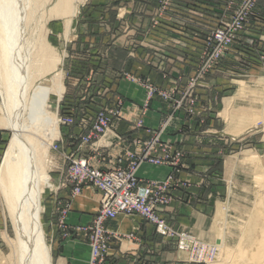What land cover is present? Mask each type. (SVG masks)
<instances>
[{"label": "rangeland", "instance_id": "rangeland-1", "mask_svg": "<svg viewBox=\"0 0 264 264\" xmlns=\"http://www.w3.org/2000/svg\"><path fill=\"white\" fill-rule=\"evenodd\" d=\"M25 1L33 82L53 77L63 88L48 105L59 135L50 142L46 127L32 133L51 144L41 159L53 182L58 167H66L59 188L43 195L44 207L55 203L51 217L43 215L53 264L62 244L77 239L89 246L88 264H212L221 234L229 235L225 245L234 248L242 223L224 230L225 219L232 208L252 201L256 181L264 183L256 167L264 156V0H73V15L57 12L61 0ZM1 110L0 169L14 136L2 124ZM103 116L110 122L99 120ZM68 120L72 124L64 125ZM97 122L107 130L99 133ZM252 123L258 126L249 129ZM88 136L93 139L85 142ZM151 156L162 164L151 162ZM76 158L96 169L125 170L142 185L171 178L169 202L158 210L180 239H165L141 216L122 214L105 224L111 228L107 247L95 259L90 238L102 203L90 224L69 222L85 188L101 198L92 185L75 193L67 170ZM95 161L108 166L95 167ZM145 168H169L170 174L147 180L141 176ZM63 190L68 200L59 198ZM7 207L0 191V264L14 263L16 230ZM139 218L154 227L153 240ZM187 236L195 245L186 247ZM202 252L207 261H189L192 255L200 260ZM73 254L82 260L86 250Z\"/></svg>", "mask_w": 264, "mask_h": 264}, {"label": "bare ground", "instance_id": "bare-ground-1", "mask_svg": "<svg viewBox=\"0 0 264 264\" xmlns=\"http://www.w3.org/2000/svg\"><path fill=\"white\" fill-rule=\"evenodd\" d=\"M72 1L61 0L57 12H70L73 15L75 7L72 6ZM29 4L28 1L23 3V0H0V98L3 100V112L0 110L3 113L2 124L14 132L0 169V191L16 230V238L11 242L14 247L13 264H53L43 224V195L45 189H53L54 186L44 170L45 161L41 159L42 156L48 157L51 144L44 145L45 142H40V138L32 133L34 130L38 131L39 127H46L45 132L48 133L45 135L41 130V134L50 142L59 135L56 116L48 111V105L54 94H63V88L56 86L53 77L44 78L38 84L33 82L35 77L33 78L31 53L26 47L28 42L24 39ZM59 65L61 64H55L54 70ZM239 122L241 124L243 121ZM255 125L257 124L252 123L249 129ZM262 130L264 132V126ZM261 159L257 165L252 160L250 162L259 167L257 168L263 172L264 179V156ZM255 176L261 178V175ZM100 199L102 203L103 195ZM250 202H253V206H250ZM243 203L237 207L232 205L236 209L232 208V216L225 219L222 227L232 228L233 223L241 221V238L237 243H231V246L236 244L234 248H229L225 245L226 242H231L229 235L224 238L221 234L219 238L222 245L216 247L218 260L212 264H264V183L256 181L254 198ZM230 204L231 200L225 210H231ZM122 214H117L114 221ZM184 239L186 247L195 245L197 241L190 236ZM202 253L198 257L200 260L192 255L189 261H207V254Z\"/></svg>", "mask_w": 264, "mask_h": 264}, {"label": "built area", "instance_id": "built-area-1", "mask_svg": "<svg viewBox=\"0 0 264 264\" xmlns=\"http://www.w3.org/2000/svg\"><path fill=\"white\" fill-rule=\"evenodd\" d=\"M71 120L65 121L64 125L72 124L73 120ZM99 120L110 122L111 117L103 116ZM95 126H97L99 133L107 130V128L101 127L99 122ZM90 139L93 137L88 136L85 142ZM59 148L56 147V150ZM174 154L175 152H172V156ZM149 160L156 164H162L161 158L158 157L151 156ZM68 174L76 183L74 188L76 194L82 192L83 186L92 185L103 195L102 209L95 217L94 230L92 229L90 238L95 259L107 247L105 235L109 234L110 231L105 224L110 220L114 221L119 213L141 216L155 227L157 234L165 239L172 238L174 235L180 239L174 232L175 229L167 219L160 216L158 210L160 206L169 202L171 178L162 184L142 185L138 183L136 176L125 170L96 169L85 158L71 160L67 170Z\"/></svg>", "mask_w": 264, "mask_h": 264}, {"label": "crops", "instance_id": "crops-1", "mask_svg": "<svg viewBox=\"0 0 264 264\" xmlns=\"http://www.w3.org/2000/svg\"><path fill=\"white\" fill-rule=\"evenodd\" d=\"M70 139V138H69ZM69 139L65 138V142L66 140L68 141ZM103 152L100 153V155H104L102 154ZM107 153H109L108 156H110L112 153L110 151V149H107ZM88 155H92V156H96V154L94 152H90L88 153ZM57 158L58 154H57ZM110 161V160H108ZM103 162V161H102ZM58 164V163H57ZM103 165V166H101ZM95 167H100L103 168L104 166H108L107 163H100L99 161H95L94 163ZM59 169L56 171V179H54V182L52 181V177H51V181L54 185V188H59V186L61 185V180L64 177V174L66 173V167L63 164V167L60 166L58 167ZM105 169V168H103ZM108 170V169H106ZM145 171H143V174H141V176L147 180H153V181H161L164 180L165 178L167 179L168 175L170 174V169L169 168H161L155 171H150L149 168H145ZM93 191H91L88 188H85L83 195L78 196L74 206L72 207V213L69 215V222H73L74 224H78V225H86V224H90L92 218L95 217L96 213H98V209L100 208V199H99V194L96 193L94 198V195L92 194ZM90 194L93 195L94 201L92 200V196H90ZM60 197L63 200H68L69 199V194L67 191L63 190L60 193ZM92 202H96V206L92 207ZM51 204V206L49 205ZM54 202L50 201L48 204H46L45 206V213L48 218V216L51 217L52 215V211L54 208ZM95 208V209H92ZM74 211V213H73ZM43 214V215H44ZM49 214V215H48ZM44 218V217H43ZM139 220L141 222H145L144 220L140 219ZM147 222H145V225L148 228V232H151V239L153 240V235L155 236V230L154 227H152L150 224H146ZM109 225H112V223H110ZM108 229H111L110 227H108ZM75 241V242H74ZM85 241V240H84ZM83 240H68V242H66L67 244L64 245V243L62 244L63 248L60 249V254L58 257V261L57 264H88V260L90 257V250H89V246L88 244H86ZM77 242V244H76ZM85 251L86 250V256L83 255L82 260H80L79 258L76 259V255L74 256V251Z\"/></svg>", "mask_w": 264, "mask_h": 264}]
</instances>
